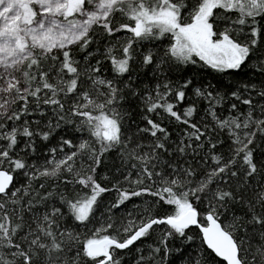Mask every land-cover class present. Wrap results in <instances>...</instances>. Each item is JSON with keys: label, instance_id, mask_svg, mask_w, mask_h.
Instances as JSON below:
<instances>
[{"label": "snow or ice", "instance_id": "obj_1", "mask_svg": "<svg viewBox=\"0 0 264 264\" xmlns=\"http://www.w3.org/2000/svg\"><path fill=\"white\" fill-rule=\"evenodd\" d=\"M253 71L264 0H0V264H264Z\"/></svg>", "mask_w": 264, "mask_h": 264}, {"label": "trees", "instance_id": "obj_2", "mask_svg": "<svg viewBox=\"0 0 264 264\" xmlns=\"http://www.w3.org/2000/svg\"><path fill=\"white\" fill-rule=\"evenodd\" d=\"M258 62H254L252 65L249 66V69H246L245 71H251L252 69H254L256 67ZM104 68H105V74L109 77H111L113 75L112 69H111V65L109 62L105 61L104 63ZM203 76L207 77V79L211 80L213 76H216L217 78H221L224 80H231L232 77L230 75H224V74H220V73H215L213 72L211 69H204L203 70ZM201 77L197 76V80H199ZM252 79L257 82V84H259V80L260 79H264V76H258V74L253 71L252 72ZM139 82V81H137ZM203 105H201L202 107ZM183 107V106H182ZM138 109L133 108L132 109V115L133 118L137 120V122H140L142 120V117H139L137 115ZM199 118H203V119H208V117H205L203 115V113H200L199 116L196 119ZM169 127V131L173 133L172 135V139L175 140L179 135H180V129L183 128V125H176L173 126L172 124L168 125ZM261 150H264V141H261L259 143V147L257 149V157L259 160L264 161V152H262ZM117 166V158L115 153H109L107 154V159H105L103 161V163L101 164V168L98 169V173L100 175H104V174H108L111 177L112 174V170ZM114 179V178H113ZM257 179H261V177H257ZM46 182V186H47ZM63 185L60 184L58 185L59 189H63ZM115 193H107L106 194V200L107 202H111L115 199ZM131 209V204L129 205V210ZM125 211L120 210L117 212L116 218H119V216H123L125 215ZM193 234L196 235V239L194 241L193 244V250L196 252H200V251H208L206 248H202L200 247L202 242L199 238L198 235V230H193ZM156 235H159V233H157ZM156 237L152 236V237H148L147 239L143 240V241H139L137 242L138 245H142L143 249H144V254L145 256H149V246L153 244V241ZM137 245H134L132 247V249L129 250H123L122 252H118L117 254L121 257V264H135V261L138 257V252L136 251ZM210 260L212 262V264H224L223 261L219 260V258H216L214 256V254H210ZM145 264H147V261H145Z\"/></svg>", "mask_w": 264, "mask_h": 264}]
</instances>
